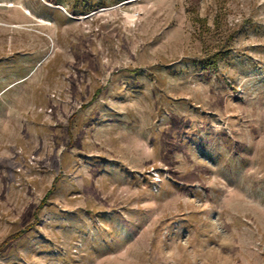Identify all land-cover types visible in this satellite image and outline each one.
Segmentation results:
<instances>
[{"label": "rangeland", "instance_id": "374dc122", "mask_svg": "<svg viewBox=\"0 0 264 264\" xmlns=\"http://www.w3.org/2000/svg\"><path fill=\"white\" fill-rule=\"evenodd\" d=\"M26 227L0 264H264V0H0Z\"/></svg>", "mask_w": 264, "mask_h": 264}, {"label": "trees", "instance_id": "16d2710c", "mask_svg": "<svg viewBox=\"0 0 264 264\" xmlns=\"http://www.w3.org/2000/svg\"><path fill=\"white\" fill-rule=\"evenodd\" d=\"M215 63V62H214ZM134 72H137V70H135ZM97 96V94H95V96H94V98ZM93 98V99H94ZM56 181H57V178H55L54 179V181H53V184H52V187L49 189V191L45 194V196L43 197V199H42V201L40 202V204H39V206H38V208H37V210H39L45 203H46V201H47V199H48V196L52 193V191L54 190V186H55V183H56ZM29 228H31V227H26V228H24V229H22V230H20V231H18L17 233H15V234H12L11 236H9L1 245H0V250L8 243V242H10V241H12V240H15V239H17V238H19V237H21Z\"/></svg>", "mask_w": 264, "mask_h": 264}]
</instances>
